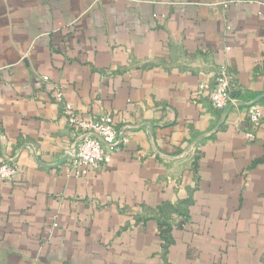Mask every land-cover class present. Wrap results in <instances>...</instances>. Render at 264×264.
Masks as SVG:
<instances>
[{"label":"crops","instance_id":"1","mask_svg":"<svg viewBox=\"0 0 264 264\" xmlns=\"http://www.w3.org/2000/svg\"><path fill=\"white\" fill-rule=\"evenodd\" d=\"M58 92L128 135L106 167L64 163ZM5 160L0 264H264V0H0Z\"/></svg>","mask_w":264,"mask_h":264},{"label":"built area","instance_id":"2","mask_svg":"<svg viewBox=\"0 0 264 264\" xmlns=\"http://www.w3.org/2000/svg\"><path fill=\"white\" fill-rule=\"evenodd\" d=\"M233 84L234 76L222 72L214 78L212 83H200L198 92L206 91L212 107L224 111L233 101ZM56 101L60 104L73 137L65 152L64 163L75 169L78 174L83 168L101 169L106 167L118 147L128 142V135L116 128L112 113L88 114L83 117L74 111L69 102L64 100L61 92L57 93ZM249 112L252 130L245 133L247 138L253 137L261 117V113L257 109H252ZM16 173L17 167L9 160L0 162L1 180L11 181Z\"/></svg>","mask_w":264,"mask_h":264}]
</instances>
